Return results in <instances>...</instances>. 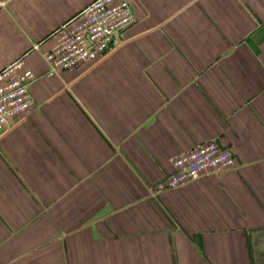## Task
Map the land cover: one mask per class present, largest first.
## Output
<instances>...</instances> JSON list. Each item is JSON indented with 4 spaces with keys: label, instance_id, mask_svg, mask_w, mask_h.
<instances>
[{
    "label": "crops",
    "instance_id": "crops-1",
    "mask_svg": "<svg viewBox=\"0 0 264 264\" xmlns=\"http://www.w3.org/2000/svg\"><path fill=\"white\" fill-rule=\"evenodd\" d=\"M91 1L0 0V70L37 76L0 136V264H264V0H128L109 53L47 75ZM209 140L235 165L167 188Z\"/></svg>",
    "mask_w": 264,
    "mask_h": 264
},
{
    "label": "built area",
    "instance_id": "built-area-1",
    "mask_svg": "<svg viewBox=\"0 0 264 264\" xmlns=\"http://www.w3.org/2000/svg\"><path fill=\"white\" fill-rule=\"evenodd\" d=\"M134 23L128 0H92L55 30V44L42 53L47 75L102 58ZM36 77L21 60L0 70V136L5 124L24 118L34 106L29 87ZM171 165L166 187L173 189L202 174L230 169L235 158L230 149L209 140L175 157Z\"/></svg>",
    "mask_w": 264,
    "mask_h": 264
},
{
    "label": "rangeland",
    "instance_id": "rangeland-1",
    "mask_svg": "<svg viewBox=\"0 0 264 264\" xmlns=\"http://www.w3.org/2000/svg\"><path fill=\"white\" fill-rule=\"evenodd\" d=\"M56 251V250H55Z\"/></svg>",
    "mask_w": 264,
    "mask_h": 264
}]
</instances>
